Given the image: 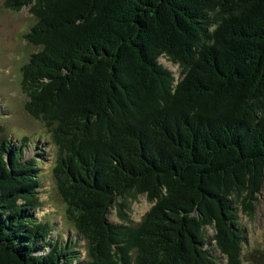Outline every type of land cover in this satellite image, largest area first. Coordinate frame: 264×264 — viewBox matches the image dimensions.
Returning <instances> with one entry per match:
<instances>
[{
  "label": "trees",
  "instance_id": "trees-1",
  "mask_svg": "<svg viewBox=\"0 0 264 264\" xmlns=\"http://www.w3.org/2000/svg\"><path fill=\"white\" fill-rule=\"evenodd\" d=\"M4 5L36 19L24 107L51 129L56 186L86 253L38 218L41 144L27 157L2 139L0 264H219L215 251L242 264L240 211L264 200V0ZM139 195L153 204L134 223Z\"/></svg>",
  "mask_w": 264,
  "mask_h": 264
},
{
  "label": "rangeland",
  "instance_id": "rangeland-1",
  "mask_svg": "<svg viewBox=\"0 0 264 264\" xmlns=\"http://www.w3.org/2000/svg\"><path fill=\"white\" fill-rule=\"evenodd\" d=\"M36 19L29 7L13 11L0 0V140L10 139L16 144H27V157L35 155L32 147L41 144L44 156L40 159L42 189L40 200L42 205L37 209L38 218L49 220L54 233L62 238L77 242V249L85 255L86 242L78 237L75 224L68 215V204L60 196L53 167L57 156V147L53 144L51 129L41 119L34 118L25 109L27 95L22 88V66L30 55L39 49L30 43L25 34L35 24ZM159 61L171 69L176 80L180 78V66L167 56ZM25 140V141H24ZM38 147V146H37ZM43 148V149H41ZM129 215L134 223H139L150 209V202L145 195L129 199ZM109 218L117 222L119 218L115 207H111ZM240 220L245 229V242L242 250V264H264V200L257 203L254 215L240 211ZM207 234L213 235L214 228H207ZM214 256L223 264L224 257L219 251Z\"/></svg>",
  "mask_w": 264,
  "mask_h": 264
}]
</instances>
